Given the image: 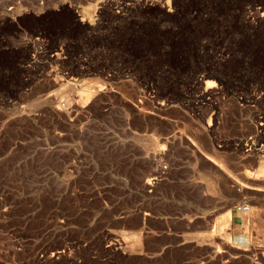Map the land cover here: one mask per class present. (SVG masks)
I'll return each instance as SVG.
<instances>
[{
  "label": "rangeland",
  "instance_id": "374dc122",
  "mask_svg": "<svg viewBox=\"0 0 264 264\" xmlns=\"http://www.w3.org/2000/svg\"><path fill=\"white\" fill-rule=\"evenodd\" d=\"M256 113L264 0H0V264H264L250 224L245 248L230 221L229 241L217 231L224 214L212 236L177 227L176 194L221 180L170 182L178 157L207 156L245 194L264 193L248 178L260 158L235 176L220 150L243 154L234 138ZM164 243L180 246L153 252Z\"/></svg>",
  "mask_w": 264,
  "mask_h": 264
},
{
  "label": "crops",
  "instance_id": "0c3cea01",
  "mask_svg": "<svg viewBox=\"0 0 264 264\" xmlns=\"http://www.w3.org/2000/svg\"><path fill=\"white\" fill-rule=\"evenodd\" d=\"M160 117L166 118L171 122L178 121L177 118L165 115H161ZM208 131L212 130L208 129ZM220 150L235 155L233 160L230 162H228V160L226 161L228 169L230 168L235 173V176L247 175V173L244 172V163H248L247 160L254 155L242 154L231 148H222ZM209 152L212 151L210 150ZM188 153L193 155L190 151ZM177 159L178 161L172 166L173 174L170 180L172 185L190 187L195 183H203V181H200L196 177V173L200 171L204 172V170H206V174L209 175L208 177L211 181L218 182L221 180V183H219L217 187L205 186L201 189L202 191H199L196 194V196H189L182 193L176 194L177 201L186 202V207H178L172 213L173 217L178 222L177 227L187 229L195 228L197 231L200 230L201 232L209 233V235L212 236L214 219L229 211L231 217L230 227L233 232L232 240L235 243L233 246L237 248H245L240 247V244L243 245L248 241V238L246 237L247 232L244 228L245 225L250 224L251 232L257 230L260 232V235L262 234L264 237V193L245 194L239 189L237 183L233 184V182L227 181V178L217 174L218 171L215 169L216 165L213 161L207 158V156H205V159L201 160H193L189 158V156L187 158L178 157ZM175 171L176 173H174ZM207 179L208 178H206L204 183L207 182ZM172 195H174V192H172ZM245 202L250 205L248 210H250L252 206L254 207L255 214L253 216L247 214L246 211L248 210L244 211L237 208L238 204ZM189 212H191L192 215ZM163 216L165 215H162L161 218H163ZM162 222L163 223L160 225V230L157 234L158 236L166 233L165 222ZM254 225L255 229H253ZM177 231L179 232L180 229L177 228ZM179 246V244L164 243L160 247H153V252L161 253L167 249H176ZM252 248L256 249L258 252H261L262 250L259 245L253 246ZM218 252L219 250H217V248L211 250V252L206 255L205 260L210 262L211 260L217 259ZM218 257L219 264H226L227 262L239 259L241 256L232 255L231 257H227L221 254ZM258 258L259 257L255 259ZM256 263H258V260H256Z\"/></svg>",
  "mask_w": 264,
  "mask_h": 264
},
{
  "label": "built area",
  "instance_id": "2783aa9c",
  "mask_svg": "<svg viewBox=\"0 0 264 264\" xmlns=\"http://www.w3.org/2000/svg\"><path fill=\"white\" fill-rule=\"evenodd\" d=\"M262 117L263 115L260 113L254 115L255 122L253 124L255 130L253 133L247 134L244 137L234 138L235 145L241 149L243 154L258 156L260 152H264V142L260 141V138L264 136V120L257 121V118ZM225 145L227 146V144ZM236 146L235 148H237ZM249 206V203L245 202L238 204L237 208L246 211L249 209Z\"/></svg>",
  "mask_w": 264,
  "mask_h": 264
},
{
  "label": "bare ground",
  "instance_id": "6f19581e",
  "mask_svg": "<svg viewBox=\"0 0 264 264\" xmlns=\"http://www.w3.org/2000/svg\"><path fill=\"white\" fill-rule=\"evenodd\" d=\"M208 84H210L209 81H208ZM262 156H263V158H262ZM251 158H257V159L260 158V159H258V160L254 159V162L258 165V169L256 171V174L248 176V178H250L249 184L255 185V186H258V185L262 186V183L261 184H258V183L264 181V155L261 154V156H259V155L258 156L257 155L251 156ZM230 218H231L230 212L228 211L226 214H224L222 217H220V219L218 218L219 223H218V228H216V229H218L217 231L219 232V234H221V236L224 237V239H226V241H229V239H230L229 232L226 230L227 225H228V221H230Z\"/></svg>",
  "mask_w": 264,
  "mask_h": 264
}]
</instances>
